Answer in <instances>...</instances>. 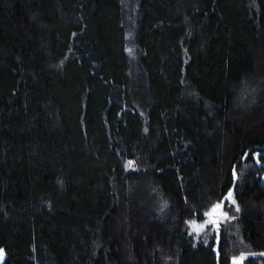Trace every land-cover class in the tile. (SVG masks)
<instances>
[{
  "label": "trees",
  "instance_id": "trees-1",
  "mask_svg": "<svg viewBox=\"0 0 264 264\" xmlns=\"http://www.w3.org/2000/svg\"><path fill=\"white\" fill-rule=\"evenodd\" d=\"M263 176L264 0H0V264H264Z\"/></svg>",
  "mask_w": 264,
  "mask_h": 264
},
{
  "label": "snow or ice",
  "instance_id": "snow-or-ice-1",
  "mask_svg": "<svg viewBox=\"0 0 264 264\" xmlns=\"http://www.w3.org/2000/svg\"><path fill=\"white\" fill-rule=\"evenodd\" d=\"M131 52V50H128ZM259 154H257L258 156ZM127 167L135 169V162L134 161H128ZM233 178L235 179L237 174L235 169H233ZM225 201L228 202L230 205L235 206V211L239 212L240 208L239 205L236 202V199L234 198L233 190L229 189L224 197L222 199L210 206V208L204 213V216L206 217L205 221L203 223H197L195 221H190V225L194 232L196 233H202L206 231L209 227L215 228L217 232H219V226L220 221L232 219L234 217H229L228 211L225 210ZM261 255H264L262 253ZM4 256V250L0 249V260L3 259ZM247 257L244 254H241L238 257H232V264H244Z\"/></svg>",
  "mask_w": 264,
  "mask_h": 264
},
{
  "label": "rangeland",
  "instance_id": "rangeland-1",
  "mask_svg": "<svg viewBox=\"0 0 264 264\" xmlns=\"http://www.w3.org/2000/svg\"><path fill=\"white\" fill-rule=\"evenodd\" d=\"M257 154L260 155V152L255 153L256 157L258 158L259 155L257 156ZM263 180H264V176H263ZM234 198H235V197H234ZM227 205H230V204H228V202L225 201V210H226V211H228V210L226 209ZM231 206H233V207H232V208H233V209H232V212L228 211V214H229V217H234V216H236L237 211H235V206H234V205H231ZM205 219H206V217H204L203 220L190 219V220H188V222H187L188 230H189V232H190L191 234L194 235V238H195L196 240L201 239V237L207 239V238H209L211 235H213L214 233H215V234H218V233H219V232L216 231L215 228H212V227H209L206 231H204V232H202V233H199V234L196 233V232H194L189 222H190V221H195V222H197V223L199 224V223H203V222L205 221ZM233 221H234L233 218H232V219H227V220H223V219H222V220L220 221L219 230H220V228H221L222 226L225 225V226H228L229 228H233V229H235V231H238V230H237V227L235 226V224L233 223ZM235 231H233V232L235 233ZM235 234L237 235V232H236Z\"/></svg>",
  "mask_w": 264,
  "mask_h": 264
}]
</instances>
